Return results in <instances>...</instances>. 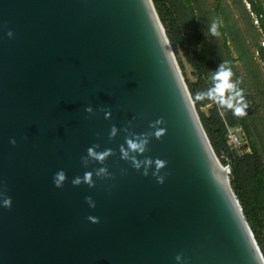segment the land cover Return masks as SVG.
I'll return each mask as SVG.
<instances>
[{"label": "water", "instance_id": "95a60500", "mask_svg": "<svg viewBox=\"0 0 264 264\" xmlns=\"http://www.w3.org/2000/svg\"><path fill=\"white\" fill-rule=\"evenodd\" d=\"M157 119L144 156L166 161L163 183L120 158L127 133L109 139ZM94 144L112 175L74 186L101 166L81 161ZM230 173L152 0H0V264H264Z\"/></svg>", "mask_w": 264, "mask_h": 264}, {"label": "trees", "instance_id": "16d2710c", "mask_svg": "<svg viewBox=\"0 0 264 264\" xmlns=\"http://www.w3.org/2000/svg\"><path fill=\"white\" fill-rule=\"evenodd\" d=\"M152 1L192 99L196 92L211 86V73L226 61L233 73L231 79L239 81L251 106L246 115L234 116L231 110L221 109L211 101L194 100L214 151L223 164L231 166L232 188L264 255V122L258 119L264 107V0H231L228 5L224 0H213L212 6L206 0ZM213 21L219 24L217 36L207 33ZM183 61L192 68L193 81L186 77ZM206 105H210L208 113L202 111ZM236 125L246 133V144L237 157L226 142L227 129Z\"/></svg>", "mask_w": 264, "mask_h": 264}, {"label": "clouds", "instance_id": "9594fccd", "mask_svg": "<svg viewBox=\"0 0 264 264\" xmlns=\"http://www.w3.org/2000/svg\"><path fill=\"white\" fill-rule=\"evenodd\" d=\"M219 24L216 21H213L207 27V33L212 36L219 35ZM7 35L11 37L13 35L12 31L9 30ZM233 73L230 67L227 66L226 61H222L217 65L215 71H213L209 77L211 80V86L207 88L206 91H198L194 95L195 101H204L208 100L216 104L221 109L231 110L234 116H244L247 114L245 111L248 107L245 97L243 95V89H241L238 84L239 81H234L231 79ZM104 112V118H111V111L108 109H101ZM87 113H92L93 108L87 106L85 108ZM163 124L162 119H157L154 122H150V128L152 129L149 133H135L130 131L129 127L123 129H118L115 125H112L109 131V139H112L117 136L118 131H123L127 133L124 137V143L119 146L120 158L124 161H128L131 166L140 171L142 174L147 176L150 169L153 170V175H156L157 182L163 183L164 177L157 175L160 169L165 167L166 161L159 158L152 159L151 157L144 156V153L147 151V146L149 144V138L154 136L156 139L161 138L166 129L160 127ZM131 125V121H129ZM12 145L16 144V139L11 138L9 141ZM100 149L99 144H94L91 147H88L86 150V155L81 157L82 164L87 168L91 163L95 162L101 165L98 168H95L93 171H85L83 176H76L72 179L71 183L74 186H78L82 183L87 184L89 187L95 185V180L93 176L97 179H104L111 177L107 166H104L105 161L109 156L113 154L111 148ZM141 157H143L141 159ZM67 179L66 173L63 169L58 170L53 175V184L59 188L62 187L65 180ZM85 201L90 208H95V201L91 196H86ZM12 204V198L6 194V192L0 189V207L9 208ZM92 223H98L99 218L96 216H88L87 218ZM175 260L178 264H184L182 261V256L180 254L176 255Z\"/></svg>", "mask_w": 264, "mask_h": 264}, {"label": "built area", "instance_id": "2783aa9c", "mask_svg": "<svg viewBox=\"0 0 264 264\" xmlns=\"http://www.w3.org/2000/svg\"><path fill=\"white\" fill-rule=\"evenodd\" d=\"M254 23L257 24V19H254ZM264 45V41L261 42ZM227 145L231 148H241L242 145L246 144V133L241 125L229 127L226 135ZM239 151V150H238Z\"/></svg>", "mask_w": 264, "mask_h": 264}, {"label": "rangeland", "instance_id": "374dc122", "mask_svg": "<svg viewBox=\"0 0 264 264\" xmlns=\"http://www.w3.org/2000/svg\"><path fill=\"white\" fill-rule=\"evenodd\" d=\"M206 1H207L209 6L213 5V0H206ZM230 3H231V0H224V4L225 5H228ZM168 14L169 13L165 10L166 21L169 24L170 22H169V15ZM163 27L165 29V26H163ZM183 65H184V71H185L186 77L190 81H193L195 78H194V76L192 74L193 73L192 68L187 63H185V61H183ZM238 68L241 69L240 63H238ZM209 107H210V105H206L205 107L202 108L203 109L202 111H204V113H208ZM249 108H251L250 104H249ZM258 119H259L260 122H264V107H262L261 110L258 112ZM261 215L263 216V220H264V213H261Z\"/></svg>", "mask_w": 264, "mask_h": 264}]
</instances>
